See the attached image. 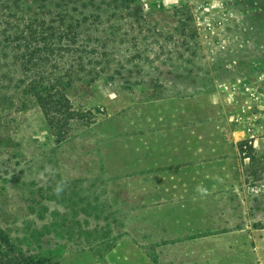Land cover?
<instances>
[{
  "label": "rangeland",
  "instance_id": "obj_1",
  "mask_svg": "<svg viewBox=\"0 0 264 264\" xmlns=\"http://www.w3.org/2000/svg\"><path fill=\"white\" fill-rule=\"evenodd\" d=\"M20 259L264 264V0H0V264Z\"/></svg>",
  "mask_w": 264,
  "mask_h": 264
},
{
  "label": "trees",
  "instance_id": "obj_2",
  "mask_svg": "<svg viewBox=\"0 0 264 264\" xmlns=\"http://www.w3.org/2000/svg\"><path fill=\"white\" fill-rule=\"evenodd\" d=\"M26 31H27V39H26L27 41L25 42L26 47L24 48V50H26L27 53L30 54L32 60H40L41 59L40 55L42 54V52L44 54H51V52H54L52 46L53 44L48 43L47 44L48 49L46 50L42 48V46H40L42 45V42L45 38L43 37L44 36L43 32L42 34L41 32H39V26L33 24L32 26H30V28H27ZM44 44L46 45V43ZM245 145H248L247 141L241 142V147H244ZM248 147L252 152L256 150L253 145H250ZM252 157L253 156L251 155L247 156L248 159H251ZM16 264H32V263L23 262V260L20 259L19 263Z\"/></svg>",
  "mask_w": 264,
  "mask_h": 264
},
{
  "label": "clouds",
  "instance_id": "obj_3",
  "mask_svg": "<svg viewBox=\"0 0 264 264\" xmlns=\"http://www.w3.org/2000/svg\"><path fill=\"white\" fill-rule=\"evenodd\" d=\"M62 189L60 187H57V189H55V191L57 192V194H59V192L61 191Z\"/></svg>",
  "mask_w": 264,
  "mask_h": 264
}]
</instances>
